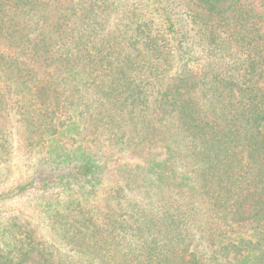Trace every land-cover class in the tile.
I'll use <instances>...</instances> for the list:
<instances>
[{
	"label": "trees",
	"instance_id": "trees-1",
	"mask_svg": "<svg viewBox=\"0 0 264 264\" xmlns=\"http://www.w3.org/2000/svg\"><path fill=\"white\" fill-rule=\"evenodd\" d=\"M0 264H264V0H0Z\"/></svg>",
	"mask_w": 264,
	"mask_h": 264
},
{
	"label": "rangeland",
	"instance_id": "rangeland-1",
	"mask_svg": "<svg viewBox=\"0 0 264 264\" xmlns=\"http://www.w3.org/2000/svg\"><path fill=\"white\" fill-rule=\"evenodd\" d=\"M24 156H26V152H21L20 157H24ZM26 158L27 157H25V159ZM14 167H15L14 171L16 172L15 175L14 174L12 176L10 175L8 177V180L4 183V186H11L12 182H15L13 181V179L15 178L14 180H17V178H19L22 174H24L22 173V171L26 169L25 163L23 161L22 162L20 161L19 165L14 163ZM17 171H20V173Z\"/></svg>",
	"mask_w": 264,
	"mask_h": 264
}]
</instances>
